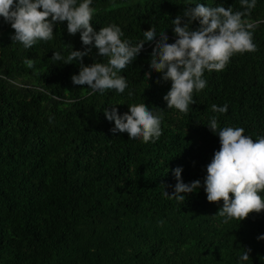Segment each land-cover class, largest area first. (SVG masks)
Returning a JSON list of instances; mask_svg holds the SVG:
<instances>
[{"label":"trees","instance_id":"trees-1","mask_svg":"<svg viewBox=\"0 0 264 264\" xmlns=\"http://www.w3.org/2000/svg\"><path fill=\"white\" fill-rule=\"evenodd\" d=\"M196 4L243 11L240 0H92L97 32L115 24L135 45L157 31L118 73L128 85L123 93L90 95L72 82L80 71L75 61L64 64L72 49L91 47L85 66L108 58L84 46L79 32L70 36L66 21L54 25L52 40L26 49L0 17V264H264V210L225 224L223 201L208 202L205 191L221 147L207 126L212 116L217 132L242 127L254 141L264 136V0L245 17L256 25L257 50L233 55L220 72L205 70L206 87L183 114L167 108L171 81L150 69V59L159 32L175 42L172 21ZM54 52L64 59H51ZM142 103L162 117L160 138L145 144L113 134L104 110L130 114ZM214 104L228 111L214 113ZM177 167L185 184L200 181L181 203L164 195L174 193ZM245 249L248 260L240 259Z\"/></svg>","mask_w":264,"mask_h":264},{"label":"clouds","instance_id":"clouds-1","mask_svg":"<svg viewBox=\"0 0 264 264\" xmlns=\"http://www.w3.org/2000/svg\"><path fill=\"white\" fill-rule=\"evenodd\" d=\"M256 3L257 0H240L243 11L235 12L222 5L196 4L194 8L187 7L183 16L178 15L172 21L178 37L175 42L168 43L166 33L159 32L161 39L151 53L150 69L162 73L163 81H171V88L163 97L168 109L188 114L189 106L195 103L193 93L206 87L207 82L202 78L205 70L220 72L233 55L257 50L253 42L256 25L245 19L251 16ZM91 4L92 0H82L79 4L77 0H0V17L14 29L12 42H19L26 49L38 41L52 40L54 25L66 21L70 36L79 32L84 46L94 45L99 56L108 58L107 63L94 62L85 66L83 58L91 53V47L84 51L72 49L64 61V64L73 61L80 64L79 74L72 76V82L86 85L91 90L90 95L109 89L123 93L128 85L126 78L118 73L137 58L145 42L155 40L157 31L151 27L143 32V39L135 45L121 39L124 34L115 24L97 32L92 26L95 10ZM194 21L199 22V27L191 30ZM51 59L61 61L64 58L54 52ZM24 63L28 68L34 66L32 59H26ZM150 74H146L147 77ZM212 111L223 114L228 111V106L214 104ZM129 112L119 115L115 107L111 111L104 110L106 119L115 124L111 132L127 133L129 139H142L145 144L155 143L162 135V117L153 114L145 103L129 106ZM207 126L218 134L221 143L207 166L205 191L208 202L223 201L218 214L225 218V224L232 219L242 221L253 212L260 213L264 210V197L260 195L264 192V136L254 141L244 135L242 127H224L217 132L216 116L210 118ZM181 172L180 167L174 170L177 179L174 193L164 192L178 203L184 202L187 194L200 187L199 180L185 184ZM258 239L264 240V236ZM249 252L245 249L240 259L248 260Z\"/></svg>","mask_w":264,"mask_h":264}]
</instances>
